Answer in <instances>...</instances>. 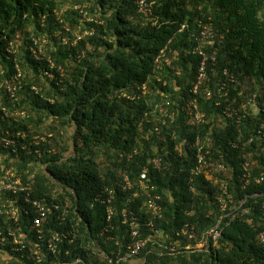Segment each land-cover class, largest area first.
I'll return each mask as SVG.
<instances>
[{"label": "trees", "instance_id": "16d2710c", "mask_svg": "<svg viewBox=\"0 0 264 264\" xmlns=\"http://www.w3.org/2000/svg\"><path fill=\"white\" fill-rule=\"evenodd\" d=\"M149 1L153 13L146 17L137 0H0V83L20 74L15 78L17 98L0 85V135L16 140L9 148L0 140V156L6 157L1 166H15L34 198L60 204L58 213L64 220L51 217V226L44 224L47 238L69 230L77 235L75 244L59 245L60 261L80 257L87 264H109L104 253L114 257L128 250L129 228L122 208L130 205L126 202L133 192L118 184L126 174L138 182L141 168L157 149L164 167L150 169L148 180L164 207V218L156 221V228L175 242L176 231L186 222L195 224L201 234L219 217V187L205 175L191 181L193 159H183L174 151L170 130L166 128L160 136L150 133V140H145L138 128L145 112L166 99L160 90L179 104L182 98L174 94L176 87L187 97L199 63L191 53L198 44L199 19L226 34L215 76L229 67L242 85L246 79L256 80L264 102V0ZM80 5H86L87 14ZM88 29L94 30L93 35L85 34ZM165 47L173 62L161 70L156 59ZM236 98L238 92L230 88L231 101ZM201 101L211 119L202 132L213 130L216 137L224 139L228 133L233 138L237 128L233 121L218 133L213 119L227 101L222 99L221 105ZM152 126L146 122L144 129ZM171 127L181 135L189 131L187 116L181 112ZM223 142L230 153L225 160L237 180L242 159L237 149L228 147L227 139ZM140 144L142 153L128 159L130 150ZM167 149L171 151L165 154ZM262 188L264 183L251 185L245 192ZM107 189H114L116 198L111 221L107 204L97 200L107 196ZM142 203L138 199L132 204L137 213ZM259 215L254 214L256 220ZM24 218L23 227L17 222L12 226L27 231L30 225L25 227V221L32 220L33 214ZM108 224L112 228L105 230ZM148 228L144 227L145 235ZM261 230L264 217L257 228L232 221L223 228L219 245L209 251L161 256L148 244L132 260L136 264H264V243L258 239ZM30 235L37 237L35 231Z\"/></svg>", "mask_w": 264, "mask_h": 264}, {"label": "built area", "instance_id": "2783aa9c", "mask_svg": "<svg viewBox=\"0 0 264 264\" xmlns=\"http://www.w3.org/2000/svg\"><path fill=\"white\" fill-rule=\"evenodd\" d=\"M137 3L140 11L146 17L152 15L153 2L137 0ZM85 7L86 5L78 6L84 12ZM85 13L87 14V11ZM89 19L91 18L88 17ZM185 27L184 25L182 29ZM198 28L199 35L196 39L198 44L191 47V53L199 58V63L196 75L188 87L187 97L184 98L181 89L176 87L177 91H174V94L177 93L178 97L182 98V102L179 104L167 99L170 97L169 92L160 90L162 97H166V99L155 102L153 110L145 112L138 128L143 133L142 138L145 140H150V133H156L160 136L164 134L166 128L170 130L169 135L174 141V151L183 159H193L194 166L189 172L191 181L202 175L215 180L219 187L216 198L220 207V215L201 234L195 224L186 222L176 231L175 242L170 241L163 231L156 228V221L164 218V207L154 192L156 188L150 185L148 180L150 169L160 170L164 167V159L157 149L154 156L141 168L138 182H134L126 174L123 182L118 184L124 191L133 192L134 199L132 196L129 197L127 204L132 205L138 199H142L143 203L139 207V213H137L134 205H127L129 207L122 208V217L129 228L130 247L126 252L115 253L114 257L104 253L109 259V264H123L138 257L143 251L145 252L148 244L152 245L151 251L161 256L209 251L211 247L216 248L219 245L220 239L223 237V228L232 221L239 220L257 228L260 226V221L263 220L264 188L256 189L254 192H245L251 185L258 186L264 183V163H262L264 162V102L262 101V89L251 90L246 85L247 82L242 85L235 71L229 67H224L221 70V75L215 76L220 45L226 34L217 33L214 25L203 19L198 20ZM93 33V29L85 31L86 35H93ZM62 41L63 43L68 42L65 37ZM34 42L38 44L39 40L35 39ZM167 51L168 47L163 48L156 59L161 70L173 62L168 57ZM175 73L183 77L181 70H176ZM18 76L15 75L14 78L0 83L14 98H17L18 86L15 78ZM167 83V81H163L164 85ZM32 88L38 90L37 87ZM230 88L238 92L239 99L236 98L231 101ZM142 89L143 93H146L147 85L144 84ZM140 97L141 95L138 96V98ZM201 98L215 100L217 105H221L222 99L227 101L224 110L217 112L213 119L217 122L216 130L218 133L224 132L227 126H231L229 123L233 121V126L237 127L233 138L232 135L228 137V133H224L223 136H226L224 139L216 137L213 130L202 132V126L208 124L211 119L203 108ZM181 112L187 116V124L189 125V131L182 135L177 128L171 129V125L175 123ZM16 113L21 112L17 111ZM245 119L249 120L248 124L243 123ZM146 122L153 123L151 129H144ZM221 127H223L222 131L219 130ZM18 135L23 138L26 137L24 133ZM225 139H227L228 147L237 149L239 151L238 157L242 159L237 180L234 179L236 177L234 168L225 160V157L230 154L223 148V140ZM0 140L5 148L16 144V140L7 136L0 135ZM143 149L142 144L135 145L128 153V159L139 156ZM170 151L167 149L165 154ZM256 156L258 157L256 158ZM5 158L4 155L0 156V264H77L80 262L87 264L80 257L73 261L59 260V245L62 244L65 248L66 243L75 244L77 235L73 230H69L62 234L53 232L47 238L44 224H52L49 222L51 217L58 221L64 220L58 213L60 204L47 203L42 199L34 198L32 191L28 189L26 182L19 175L15 166H1ZM257 167L260 169L256 170ZM192 190L195 191L194 185H192ZM106 191L107 196L98 197L97 200L101 199L102 203L107 204V220L111 221L115 212L112 204L116 198L114 189H107ZM255 211L261 213V217L259 215L257 220L254 216ZM31 214H33V219L25 221L27 224L25 227L30 225L27 231L12 226L11 223L17 222L23 227L24 217L31 216ZM145 226L149 227L147 235L144 233ZM109 228H112L111 224H108L105 230H109ZM32 231L37 233V237L30 235ZM49 231H52L51 228ZM29 238L35 241L30 242ZM258 239L264 243V230L258 233ZM66 251L68 255L70 250L67 249ZM199 264L205 263L200 262Z\"/></svg>", "mask_w": 264, "mask_h": 264}, {"label": "rangeland", "instance_id": "374dc122", "mask_svg": "<svg viewBox=\"0 0 264 264\" xmlns=\"http://www.w3.org/2000/svg\"><path fill=\"white\" fill-rule=\"evenodd\" d=\"M256 82H257V81H256ZM256 82H254V81L251 80V79H248L246 85H247L248 87H250L251 90H252V89H255V90H259V89H261L260 84H258V83H256Z\"/></svg>", "mask_w": 264, "mask_h": 264}, {"label": "flooded vegetation", "instance_id": "af4514ba", "mask_svg": "<svg viewBox=\"0 0 264 264\" xmlns=\"http://www.w3.org/2000/svg\"><path fill=\"white\" fill-rule=\"evenodd\" d=\"M133 263V260H130V261H126L125 263L123 264H132Z\"/></svg>", "mask_w": 264, "mask_h": 264}, {"label": "clouds", "instance_id": "9594fccd", "mask_svg": "<svg viewBox=\"0 0 264 264\" xmlns=\"http://www.w3.org/2000/svg\"><path fill=\"white\" fill-rule=\"evenodd\" d=\"M184 26V25H183ZM251 80H253L254 82H256V80H254V79H251ZM245 81H248V79H246ZM257 83V82H256ZM175 256H177V255H175ZM132 259H134V258H132Z\"/></svg>", "mask_w": 264, "mask_h": 264}, {"label": "crops", "instance_id": "0c3cea01", "mask_svg": "<svg viewBox=\"0 0 264 264\" xmlns=\"http://www.w3.org/2000/svg\"><path fill=\"white\" fill-rule=\"evenodd\" d=\"M132 260V259H131ZM130 261V260H129ZM132 264H136V263H132Z\"/></svg>", "mask_w": 264, "mask_h": 264}]
</instances>
